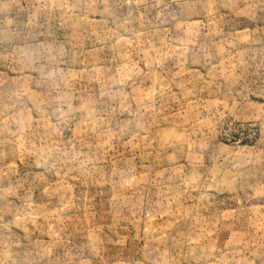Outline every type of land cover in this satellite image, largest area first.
Returning <instances> with one entry per match:
<instances>
[{
  "label": "rangeland",
  "instance_id": "374dc122",
  "mask_svg": "<svg viewBox=\"0 0 264 264\" xmlns=\"http://www.w3.org/2000/svg\"><path fill=\"white\" fill-rule=\"evenodd\" d=\"M0 264H264V0H0Z\"/></svg>",
  "mask_w": 264,
  "mask_h": 264
}]
</instances>
